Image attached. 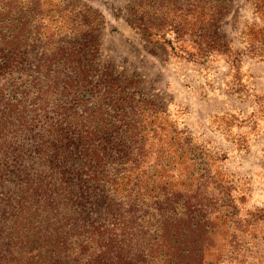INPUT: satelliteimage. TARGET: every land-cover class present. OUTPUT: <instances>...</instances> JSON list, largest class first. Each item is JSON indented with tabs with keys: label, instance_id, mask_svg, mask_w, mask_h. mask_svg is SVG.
<instances>
[{
	"label": "trees",
	"instance_id": "obj_1",
	"mask_svg": "<svg viewBox=\"0 0 264 264\" xmlns=\"http://www.w3.org/2000/svg\"><path fill=\"white\" fill-rule=\"evenodd\" d=\"M249 2L240 46L217 27L232 0H129L127 20L188 61L223 59L228 91L243 94V57L264 60V0ZM11 3L0 52L11 50L12 74L30 48L37 62L25 73L30 91L12 92L11 151L0 147V174L15 185L0 264H264V204L250 205L226 154L117 76L94 78L102 13L83 0ZM254 101L252 129L264 95Z\"/></svg>",
	"mask_w": 264,
	"mask_h": 264
},
{
	"label": "rangeland",
	"instance_id": "obj_2",
	"mask_svg": "<svg viewBox=\"0 0 264 264\" xmlns=\"http://www.w3.org/2000/svg\"><path fill=\"white\" fill-rule=\"evenodd\" d=\"M83 1L98 9L105 20L90 59L94 78L111 73L128 91H138L164 105L195 139L206 143L214 152L226 154L223 161L226 171L249 182L250 205L264 204V120L256 128L250 127L252 113L257 108L254 96L264 95V60L243 57L244 91L233 93L226 85L228 63L223 59L191 62L173 52L166 43L150 42L128 22L129 0ZM4 2L8 3V10L0 20L3 47L11 40L8 28L16 9L11 8V0ZM21 2L33 4V0ZM232 2L231 10L217 21V27L240 46L238 28L253 14L249 0ZM7 50L0 52V147L11 151L12 92L24 97L30 91L25 73L33 71L37 56L30 48L24 55L25 61L16 64L12 74L11 50ZM14 190L11 176L0 174V239H5L10 231ZM95 209V203L89 202L90 217L102 222L105 215Z\"/></svg>",
	"mask_w": 264,
	"mask_h": 264
}]
</instances>
